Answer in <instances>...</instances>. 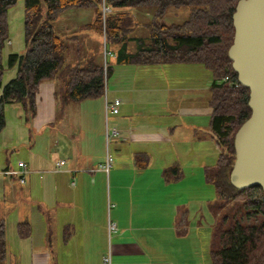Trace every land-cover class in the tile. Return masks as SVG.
I'll return each instance as SVG.
<instances>
[{"label":"crops","instance_id":"crops-1","mask_svg":"<svg viewBox=\"0 0 264 264\" xmlns=\"http://www.w3.org/2000/svg\"><path fill=\"white\" fill-rule=\"evenodd\" d=\"M69 10L72 8L61 14ZM130 11L137 21L131 36L148 40L149 34L140 29L148 30L153 10ZM90 16L63 37L76 38L78 44L81 39L97 42L98 63H104L108 59L104 35L89 26L96 12ZM120 46L113 43L110 50L112 99L108 87L107 99L104 95L71 101L76 107L71 114L75 115L77 135L67 146L65 156L51 162L50 174L41 175L42 201L30 199L31 218L27 214L23 219L31 222L32 233L22 242L25 247L16 253L33 261L35 249L42 248L44 261L72 258L85 264H104L111 248L112 264H213L212 238L218 221L213 205L218 194L205 178V169L216 162L221 149L210 128L212 72L203 74L197 67L200 63L118 64L116 53ZM128 47L134 52L136 41L129 40ZM85 53L78 49L76 60L65 63L90 58L96 61L90 48ZM16 73L17 67L8 71L3 84ZM156 74L160 75L155 78ZM47 82L56 83L54 78L44 79L40 91L50 84ZM1 92L2 85L0 95ZM50 98L54 106L56 100L62 105L58 127L65 129L69 104L63 103L55 90ZM115 99L121 100L119 112L107 113L106 101ZM38 108L37 104L31 128L35 123L43 124V129L50 127L55 112L43 122H36L42 119ZM27 116L21 103L7 106V123L0 134L4 147L23 141L25 135L30 140ZM113 127L119 130V136H108ZM138 154L148 157L143 167L137 164ZM107 156L113 158L109 171L104 168ZM59 160H65L60 169ZM29 161L25 162L27 172L35 165ZM171 167L179 169V177L177 173L166 174ZM7 168L19 171L10 165ZM19 182L18 175L0 171L2 206ZM28 182L32 179L20 183Z\"/></svg>","mask_w":264,"mask_h":264},{"label":"trees","instance_id":"trees-1","mask_svg":"<svg viewBox=\"0 0 264 264\" xmlns=\"http://www.w3.org/2000/svg\"><path fill=\"white\" fill-rule=\"evenodd\" d=\"M19 0H0V133L6 127V108L19 102L28 116L37 114L40 86L44 79L61 78L63 86L56 91L63 103L105 95V62L93 58L66 64L64 38L54 29V21L71 8L94 7L96 19L89 25L104 35L102 0H24L25 50L8 55V68L17 67L16 76L3 84L6 70L2 52L9 40V9ZM112 7L107 15L106 43L121 44L118 64L200 63L212 72L210 128L217 135L220 153L216 162L206 167L205 178L215 186L218 199L213 205L217 215L228 207L218 221L212 238L213 264H264V191L261 186L239 189L230 182L235 161L234 140L238 129L250 117V89L240 83L228 51L233 43V14L239 0H106ZM189 6V16L182 23L162 22L171 7ZM135 8H150L152 19L146 25L148 40L131 33L137 25ZM136 41V50H129L128 41ZM108 51V50H107ZM112 52V51H111ZM109 59V54H108ZM106 60L107 73L112 65ZM145 154L136 156L143 167ZM171 167L166 174L177 173ZM247 219H244V218ZM254 219L252 222L251 220ZM18 233L28 238L32 233L29 220L20 221ZM10 251L4 222L0 221V264Z\"/></svg>","mask_w":264,"mask_h":264},{"label":"rangeland","instance_id":"rangeland-1","mask_svg":"<svg viewBox=\"0 0 264 264\" xmlns=\"http://www.w3.org/2000/svg\"><path fill=\"white\" fill-rule=\"evenodd\" d=\"M190 7L189 6H182L179 8H169L167 10V13L165 14L164 18L162 19V22L166 24H172V23H182L185 21L189 16ZM94 7H81V8H72V10H69L66 14H61L62 16L58 17L54 21L55 31L60 34V36H64L65 32H69L70 30H73L75 26L81 23L83 20L84 22H87L86 20L91 19V14L93 15L95 13ZM86 16H89L86 18ZM149 19V18H148ZM146 19V21L148 20ZM25 6H24V0H19L18 3L11 7L8 12V22H9V40L5 43V47L2 52V61L3 64L6 67V70L3 74V81L5 82V78L7 77L8 71H10L13 68H8V55L9 53L15 52L20 53L25 50ZM140 31L145 34H149V31L141 28ZM82 34V33H81ZM65 40V43L68 45L66 50H64V59L66 62H74L76 58L78 57V49L86 54L85 52L88 51L90 48L93 52H95L96 56V62H98L99 54V44L97 42H91V40H88L87 42H84L82 39L79 40V44L76 38H67L63 37ZM79 46V48H78ZM113 48V43H106L105 41V55L107 53V50L110 51ZM104 49V50H105ZM111 56L109 55V61L111 60ZM197 67L203 71V74L209 75L211 73L210 70L206 69L203 65L197 64ZM190 74V73H189ZM160 74H156L154 77H158ZM211 75V74H210ZM212 78V75H211ZM213 80V78H212ZM53 82H47L50 84H45L41 87V98H38L37 104L39 106V111L42 115V119L38 118L37 121L43 122V119H46V116H50L51 113L55 112V117L53 118L54 123L50 125V127H46L45 129L41 128L43 124H34L33 129L31 128V122L32 117H28V127L31 128V133L29 135L30 140L28 141L27 136L25 135L22 140L19 142L13 143V145L5 146L1 143L0 140V171H3L5 168H7L8 165H10L11 168L15 170L21 171L19 169V162H30L29 160H32L34 162V168L29 169V173L27 172V175H25L27 181L28 179H32V182H28L25 184H19L17 183V186L15 188H12L13 191L8 195V198L6 200L5 206H2L0 201V217L1 220L4 222L6 226L7 231V242L9 246V255L4 264H85L82 261L75 260L70 258L67 261H44L43 260V252L42 248L35 249L36 257L31 261V257H29V261H27V256L24 255H18V253L21 252L22 247L25 246L22 245V242H25L27 238H22L18 233V224L20 220L23 221L24 217L27 214H30L31 218V200L39 201L41 203L42 201V188L43 183L41 179L42 176H48L50 174L49 169L51 168V162L55 160L56 158H60L65 156V152L67 151V146L69 147L71 145V142L75 140V136L77 135V126L75 121V115L72 116L71 112L76 110V107L74 105V102H68L70 114L68 116V122L66 128L60 129L58 127V112L60 110H63L62 105L59 106V102L55 101V106L52 102L51 92L52 90L59 91L61 87L63 86V81L61 78H54ZM112 84L111 76L107 78L106 80V87H109V98L112 99V94L110 90V86ZM108 91V89H107ZM184 93V92H181ZM39 94V95H40ZM186 97V96H185ZM188 100V97H187ZM67 107V106H66ZM63 112V111H62ZM111 113V112H110ZM40 115V116H41ZM25 118V116L23 117ZM26 124V120L23 119L22 125L23 127ZM2 133V132H1ZM0 133V134H1ZM24 134H26V129L24 131ZM22 134V135H24ZM73 134V135H72ZM9 148V149H7ZM105 150L107 151V147L105 145ZM48 167V169H47ZM23 172V171H22ZM213 189V187H212ZM214 191V189H213ZM30 194V196H29ZM31 195L33 197H31ZM1 196V194H0ZM214 196H216V193L214 192ZM1 199V198H0ZM31 199V200H30ZM38 204V203H37ZM221 218L227 214L231 215L233 212L229 210L228 207L223 208L220 212ZM217 213V218L218 217ZM244 219H247L246 217ZM252 222L254 219L251 220ZM17 235L18 240H17ZM59 248V247H58ZM70 248H73L72 246ZM64 247H62V250ZM201 255L203 256V246H201ZM14 253V254H11ZM69 258V256L67 257ZM109 258V262H104V264H112V255H111V248H109L108 252L106 253V257Z\"/></svg>","mask_w":264,"mask_h":264},{"label":"water","instance_id":"water-1","mask_svg":"<svg viewBox=\"0 0 264 264\" xmlns=\"http://www.w3.org/2000/svg\"><path fill=\"white\" fill-rule=\"evenodd\" d=\"M233 22L228 54L240 83L250 89L252 112L236 133L229 178L236 188L261 186L264 191V0H239Z\"/></svg>","mask_w":264,"mask_h":264},{"label":"built area","instance_id":"built-area-1","mask_svg":"<svg viewBox=\"0 0 264 264\" xmlns=\"http://www.w3.org/2000/svg\"><path fill=\"white\" fill-rule=\"evenodd\" d=\"M101 11H102V20H103V28H104V39H106V33H105V27H106V21H107V15L112 12V7L107 3L106 0H102V6H101ZM107 55H112L111 51H107ZM105 95L107 99V87H106V80L109 78L108 73H107V64L105 63ZM120 104L121 100L115 99L113 101H106V111L107 113L112 112V113H118L120 109ZM120 132L116 127L111 128V130L108 133L109 137L112 136H119ZM113 158L110 156H107L106 163L104 165V168L109 171L111 165H112ZM65 163V160H59L57 162V167L60 169L62 165ZM19 166L21 167V171H13L10 170L9 168L4 169V173L9 174V175H18V178L21 183H24L26 180V173H27V166L25 162L20 161ZM23 171V172H22ZM110 229L113 230V225L110 223ZM105 262H109V258H105Z\"/></svg>","mask_w":264,"mask_h":264}]
</instances>
